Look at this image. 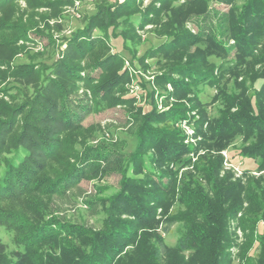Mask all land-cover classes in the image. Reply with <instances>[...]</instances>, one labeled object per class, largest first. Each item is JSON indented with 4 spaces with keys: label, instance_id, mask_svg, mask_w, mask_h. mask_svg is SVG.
Segmentation results:
<instances>
[{
    "label": "trees",
    "instance_id": "trees-1",
    "mask_svg": "<svg viewBox=\"0 0 264 264\" xmlns=\"http://www.w3.org/2000/svg\"><path fill=\"white\" fill-rule=\"evenodd\" d=\"M137 1L118 2L117 0L108 4L103 1L97 2L95 12L85 18L83 27L77 29L70 38L71 40L68 41L63 57L51 66H43L44 70L49 69L48 71L53 77L45 78V82L36 89L31 100L19 107L5 108V114L0 116V154L24 149L25 155L24 157L20 156L18 162H15L13 158H5V169L0 179V201L16 200L26 193H36L37 187L43 179L35 180L34 178L47 168V162L56 158L62 146L70 145L72 147L74 139L80 131V135H82L79 121L83 113L81 114L80 111H84L86 108L73 104L70 98L71 93L75 92L77 88L78 80L82 79L80 76V72L83 71L82 60L86 61L85 70L89 71L84 82L91 89L96 103L108 102L111 98L110 101L115 102L114 87L126 79V75L119 71L122 62L121 54L119 52L110 53L109 48L101 39L91 38V33L94 28H99L104 33L108 29L115 30L117 26L115 23L119 19H122L123 23L128 22L131 16L139 11ZM175 1L177 0H152L153 3L158 2L160 8H169L170 11L169 24L163 27V30H167L165 31L167 35L169 34L173 38L164 43V48L158 50L173 55L177 51L180 53L179 63L171 66L162 74V77L173 83L175 95L178 96L179 90L190 89V85L182 80L171 79L172 72L188 77V81L193 84L203 80L212 83L217 77L213 74V64L208 65L206 57L210 54L224 53L226 50H223L218 40L211 36L205 40L207 43L205 50L196 49L194 54H188L187 61L182 62L181 59L188 53L190 46L202 40L201 36H192L183 26V22L190 16L203 12L204 8L208 6L209 0H183L176 7L172 5ZM218 1L232 4L225 20L226 28L220 32V34L228 33L234 40L237 59L240 60L232 66L240 64L239 61L246 62L248 60L253 65L255 63L262 65L258 71L245 75L246 80L262 79V83L253 102L245 95H230V100L233 103L230 105L238 103V112H230V109H227L222 115V120L217 122L214 134L216 137L218 135L229 136L233 132L242 131L246 136H255L256 142H252L247 148H241L240 154L243 157L257 158V169L264 170V0H244L239 7L233 5L235 0ZM27 2L31 10L43 6L54 14L60 6L69 0H27ZM13 3L14 0H0V61L8 60L15 53L16 39L24 35L34 25L32 17L23 20L22 16L14 15ZM159 11L151 5L144 13V17L147 19L150 14L158 15ZM33 14L35 13L31 12V15ZM46 14L40 16L45 17ZM146 22L143 21L141 26ZM214 29L219 32L220 27L214 26ZM125 31L115 33V36L121 37L122 47L129 51L126 41L130 36L132 39L135 37V30L129 26ZM152 50L154 49L147 50V54ZM232 66L227 65L221 69V72L227 73ZM96 70H98V74L95 77L93 72ZM41 75L42 73L34 74L35 77ZM173 113L168 112L165 115L171 116ZM158 116L154 112L145 116L138 129L139 132L136 134L135 150L128 159L129 164H134L132 166L135 169L134 172H139L141 168L145 169L146 167V179L143 181L130 177L122 179L121 188L112 197V202H121L123 208L131 209L132 212L128 216L132 220L111 218L107 221L104 231L92 232L88 228H75V226L61 224L58 221H40L39 223L36 221L27 222L21 216V220L15 218L17 221L15 228L27 232L25 234L27 237L24 240L27 243V256L29 253L35 252L34 257L31 255L29 258L31 261H34L35 264L37 262L38 264H60L53 261L51 263L48 260L42 263L41 255L37 254L35 246L50 243L58 234L67 233L73 237L77 233L79 236H88L89 248L87 252L79 249L65 235L59 242L60 255L67 257L70 264H140L135 257L131 258L132 256L140 257L138 254L133 255L136 252L133 250L125 253L126 258L132 255L129 257V261H123L124 256L122 259L117 257L126 246L139 236L137 230L142 221L149 220L148 217L154 209L152 203L161 205L165 200L164 192L161 190L167 191V188L161 187L162 179L166 178L170 181L175 177L176 172L168 165L171 162L174 163L176 159L178 160L182 154V146L177 140L178 136L175 131L152 125L153 122L162 120ZM100 147L98 149L86 146L83 149V156L79 159L82 167H78L77 164H69L56 178H47L43 182V192L53 193L56 187H58V191L60 187L67 185L75 175L81 173L85 176L86 171L92 168L98 170V160L91 161L90 157L92 159L101 157L104 160L107 158L104 153H112V149ZM142 149L143 151H154L155 157L150 156L149 163L152 166L158 165V172H154L150 165H146V161L142 158L144 153ZM88 159L91 162L86 168L87 163L84 161H88ZM136 163H138L137 168H135ZM194 170L205 177L206 185L210 189H204L198 180L192 179L193 174L189 173V182L184 184L186 186L187 183V187L184 188L182 185L183 189L179 190V206L183 209L174 217L168 218L162 229L166 233L174 221H179L182 224L183 230L172 249L176 256L180 257L181 254L188 252L191 256L190 259L195 261V264H232L230 247L234 243V236L229 232V225L241 211L246 216L240 218L239 223L246 234L245 241L240 245V260L243 264H264V185L260 187L252 184V188L250 185L246 187L247 191L257 196L253 203L257 208L248 211L250 204L247 203V207H243V203L250 196L243 198L241 192L245 187L240 182H235L230 173L220 176V159L212 161L208 158L199 168L197 164H194ZM152 176H156L158 184L152 180ZM150 203L153 207L149 206ZM5 214L3 213V215ZM258 221H261L262 231L254 235V225ZM72 228L75 229L72 230ZM141 236L144 239L138 240L135 244L138 253L146 251L142 253L145 256L141 264H164V258L170 250L163 244L161 237L157 234L152 237H146L145 234ZM253 242H257L259 248L255 259H251L246 254ZM144 247L146 248L144 249ZM0 264L10 263L5 257H1ZM177 264L184 263L178 261Z\"/></svg>",
    "mask_w": 264,
    "mask_h": 264
},
{
    "label": "rangeland",
    "instance_id": "rangeland-1",
    "mask_svg": "<svg viewBox=\"0 0 264 264\" xmlns=\"http://www.w3.org/2000/svg\"><path fill=\"white\" fill-rule=\"evenodd\" d=\"M100 1L108 4L117 0H69L60 6L54 14L50 13L51 10L47 7L40 6L31 10L27 0H14L12 7L14 15L22 16L23 20L32 17L34 25L24 35L16 39L15 53L8 60L0 61V116L5 114V108L19 107L31 100L36 89L45 82V78L53 77L48 71L49 69L44 70L43 66H51L63 57L64 50L73 33L83 27L85 18L95 12L96 3ZM122 1L118 0V2ZM243 1L235 0L233 5L239 7ZM182 2L183 0H177L172 5L176 7ZM137 3L139 11L131 16L128 22L123 23L122 19H119L115 23L117 24L115 30L108 29L104 33L99 28H94L91 33V38L101 39L109 48L110 53L119 52L121 54L122 62L119 71L126 75V79L114 87L115 102H111V98L108 102L96 103L91 89L84 82L89 71L85 70L86 61L82 60L83 71L80 72L82 79L78 80L75 92L70 95L73 104L86 108V111H80L81 114L83 113L79 121L82 135H80V131L74 139L72 147L70 145L62 146L56 158L47 162V168L34 178L35 180L43 179L37 187L36 193H26L16 200L0 201V258L5 257L10 264H35L29 259L31 255L34 257L35 252H31L27 256V243L24 242L27 232L15 228L17 226L15 218L21 220L22 217L27 222L36 221L39 223L40 221H58L61 224L75 226V228H88L92 232L104 231L107 221L111 218L132 220L128 216L132 212L131 209L123 208L121 202H112V197L121 188L122 179L128 177L139 181L146 179V167L145 169L141 168L139 172H134L135 169L132 168L134 164H129L128 159L135 150L136 134L139 132V127L145 116H149L152 112L162 119L159 122H153V126L175 131L178 136L177 140L182 146V154L178 160L176 159L174 163L171 162L168 165L176 172L175 177L170 181L166 178L162 179L161 187L167 188V191L161 190L164 192L165 200L161 205L152 203L154 207L151 203L149 204L154 208L148 217L149 220L142 221L137 230L139 236L126 246L117 258L122 259L124 256L123 261H129V257L132 255L126 258L125 253L133 250L136 251L133 255L138 254L140 257L132 256L131 258L135 257L141 264L145 256L142 253L146 251L138 253L135 244L138 240L144 239L141 236L143 234L146 237L157 234L170 250L164 258V264H177L178 261L184 264H195V261L190 259V253L185 252L181 254L182 258H180L172 250L183 230L182 224L179 221H174L168 232L164 233L162 229L168 218L174 217L183 209L179 206V190L183 189L185 182H189V173L193 174L192 179L198 180L204 189H210L206 185L205 177L194 170V164H197L199 168L208 158L212 161L221 160L220 176L230 173L235 182L243 184L245 187L241 192L243 198L250 196L247 201H244L243 207H247V203H249L248 211L257 208L253 205L257 199L256 194L252 195L250 191L246 190V187L249 185L251 188L253 185L262 187L264 185V170L257 169V158L243 157L240 154L241 148H247L257 139L253 135H244L242 131L233 132L229 136L218 135L216 137L214 134L217 122L222 120V115L227 109H230V112H238V103L230 105L233 104L230 95H245L253 102L262 83V79H245L247 73L258 71L262 65L257 63L253 65L248 60L246 62L239 61L240 64L232 66L240 60L237 59L234 40L226 32L220 34L221 30L226 28L225 20L232 4L209 0L208 6L204 8L203 12L184 20L185 29L192 36H201L202 40L190 46L188 53L182 57V62L187 61L188 54H194L196 49L205 50L207 44L205 40L211 36H214L222 49L226 51L206 57L207 64H213V74L217 77L212 83L203 80L193 84L188 81V77L172 72L171 79L182 80L190 85V89L182 88L176 96L173 83L162 77V74L171 66L179 63L180 53L177 51L173 55L158 50L164 48V43L173 38L169 34L167 35L165 32L167 30H163V27L169 24V8H160L159 3H153L152 0H138ZM151 5L155 10H160L159 14H150L146 19L144 13ZM31 12L35 14L31 15ZM44 13H47L46 16L41 17L40 15H44ZM143 21L147 22L141 26ZM129 26L135 30V37L127 38L126 44L129 48L127 51L121 45V37L115 36V33L127 31ZM214 26L220 27L219 32L214 29ZM151 48L154 49L152 50L154 52L151 51L147 54L146 51ZM227 65L232 67L223 74L221 69ZM36 73H42V75L35 77ZM97 74L98 70L93 72V76L96 77ZM168 112L174 113L171 116L165 115ZM86 146L98 149L101 148L100 146L107 147V149H112V153H104L103 150L104 156L107 155L108 158L104 160L101 157L98 159L90 157L91 161L98 160V170L92 168L86 171L85 176L81 173L75 175L67 185L60 187L58 191V187H56L53 193L43 192V182L47 178H56L69 164H77L78 167H82L79 159L83 156V149ZM143 152L142 158L146 161V165H150L154 172H158V165L152 166L149 163L150 156L155 157L154 151L145 150ZM24 155V149L0 154V179L5 169V158H13L15 162H18L20 156L24 157ZM184 160L188 161V164ZM91 161L89 159L84 161L87 163L86 168ZM136 165L135 168L138 167V163ZM151 178L157 184L159 183L156 176ZM33 182L35 181L33 180ZM187 185L186 183L184 188ZM256 190L259 191L258 188ZM3 213L6 214L3 215ZM245 216L246 214L240 211L229 225V232L234 236V243L230 247L232 264H243L239 257V250L240 245L245 241L246 231L241 228L239 220ZM261 225V221L255 223L254 235L262 231ZM64 235L72 240L79 249L87 252L89 248L88 236H79L77 233L73 237L67 233L58 234L50 243L42 244L41 247L35 246L37 254L41 255L42 263L48 260L51 263L53 261L70 264L67 257L60 255L59 242L65 237ZM258 251L257 242H253L246 254L251 259H255Z\"/></svg>",
    "mask_w": 264,
    "mask_h": 264
}]
</instances>
